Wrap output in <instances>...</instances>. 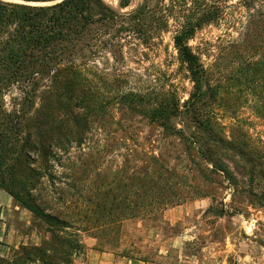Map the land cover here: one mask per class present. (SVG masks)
Here are the masks:
<instances>
[{
    "label": "trees",
    "instance_id": "1",
    "mask_svg": "<svg viewBox=\"0 0 264 264\" xmlns=\"http://www.w3.org/2000/svg\"><path fill=\"white\" fill-rule=\"evenodd\" d=\"M55 1L0 0V187L50 232L47 245L22 246L13 257H1L0 264H71L85 252L80 232L109 235L120 221L156 216L174 203L208 196L216 175L228 180L233 202L246 192L253 196L255 207L264 209V143L252 140L240 126L228 133L219 121L220 113L203 107L206 99L217 100L220 89H211L212 73L202 53L190 45L199 30L224 20L227 0H144L129 13L116 11L104 0ZM121 5L128 7L130 0H122ZM235 6L248 13L241 43L235 46H249V52L255 53L259 47L254 43L264 41V0H240ZM170 30L180 64L194 84L189 98L182 102L162 87L144 91L114 87L100 64L110 55L115 61L122 59L126 41L150 46ZM244 61L243 77L234 76V84L243 79L251 83L261 95L258 113L264 118V54ZM101 91L113 92V100L125 111L185 141L187 154H195L196 149L206 161V166L196 163L207 180L203 187L191 184L195 175L190 180L178 173L165 156L142 151V164L131 178L135 190L125 189V183L124 189L119 185L102 190L94 185L87 191L84 172L73 175L71 182H62L57 175V213L45 207L40 192L44 179L55 178L54 148L68 150L75 136L79 144L85 140L90 123L102 112ZM184 112L196 123L189 136L173 123ZM62 183L65 187L58 186ZM219 213L249 214L235 206L231 211L224 206Z\"/></svg>",
    "mask_w": 264,
    "mask_h": 264
},
{
    "label": "rangeland",
    "instance_id": "2",
    "mask_svg": "<svg viewBox=\"0 0 264 264\" xmlns=\"http://www.w3.org/2000/svg\"><path fill=\"white\" fill-rule=\"evenodd\" d=\"M104 1L120 13L132 12L144 2L130 0V5L124 8L122 0ZM239 1L227 0L224 20L199 30L190 45L202 53L212 73L209 76L211 89H220L217 100L210 97L203 107L220 113L219 121L228 133L231 128L240 126L252 140L264 143V118L258 113L259 104L263 103L261 95L250 87L249 81L243 79L236 86V78L233 79L242 76L240 73L246 67L244 59L264 54V41L254 43L259 47L255 53L249 52L252 49L249 46H235L241 43L242 23L248 19V13L235 6ZM155 40L150 46L135 40L126 41L122 59L115 61L110 55L100 66L110 74L114 87L137 91L162 87L180 96L183 102L189 98L194 84L180 64L173 32H163ZM101 92L98 102L102 112L90 123L85 140L79 144L75 136L68 150L54 148L51 171L55 178L53 181L44 179L40 192L45 207L57 213V175L62 182H71L73 175L84 172L88 177L87 191L94 185L102 190L119 185L124 189L125 183L128 184L125 189L135 190L131 178L142 164V151L165 156L178 173L190 180L195 175L191 184L203 187L207 180L197 170L196 163L206 166V161L196 149L195 154H187L185 141L168 136L160 126L125 111L113 100V92ZM173 123L188 136L196 129V123L185 112L174 118ZM185 166L193 171L186 170ZM238 177L245 180L240 174ZM129 178L131 181H127ZM214 179L217 182L209 183L208 196L174 203L156 216L120 221L109 235L82 231L80 239L98 235L97 248L113 253L114 264H264V209L255 207L253 196L246 192L236 196L233 202L234 192L226 187L228 180L222 175ZM58 186L65 187L64 184ZM224 206L229 211L233 206L241 207L244 213H249L248 217L241 214L221 216L219 211ZM35 225L38 235H50L43 221L37 219ZM85 252L79 254L78 259H83ZM12 254L8 258L13 257Z\"/></svg>",
    "mask_w": 264,
    "mask_h": 264
},
{
    "label": "crops",
    "instance_id": "3",
    "mask_svg": "<svg viewBox=\"0 0 264 264\" xmlns=\"http://www.w3.org/2000/svg\"><path fill=\"white\" fill-rule=\"evenodd\" d=\"M34 214L23 207L6 190L0 187V258L14 255L22 246H43L50 242V235H38ZM81 242L85 246L83 259L74 258L71 264H114L113 253L97 248L94 236H87Z\"/></svg>",
    "mask_w": 264,
    "mask_h": 264
},
{
    "label": "water",
    "instance_id": "4",
    "mask_svg": "<svg viewBox=\"0 0 264 264\" xmlns=\"http://www.w3.org/2000/svg\"><path fill=\"white\" fill-rule=\"evenodd\" d=\"M60 1H62V0H57V1H55L54 3H56V2H60ZM19 2V1H18Z\"/></svg>",
    "mask_w": 264,
    "mask_h": 264
}]
</instances>
